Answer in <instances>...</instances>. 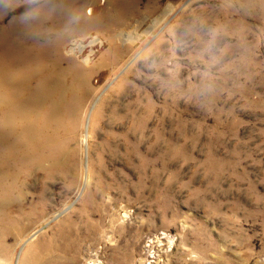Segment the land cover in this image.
Here are the masks:
<instances>
[{
  "label": "rangeland",
  "instance_id": "374dc122",
  "mask_svg": "<svg viewBox=\"0 0 264 264\" xmlns=\"http://www.w3.org/2000/svg\"><path fill=\"white\" fill-rule=\"evenodd\" d=\"M54 44L78 89L1 169L0 264H264V0H0V51Z\"/></svg>",
  "mask_w": 264,
  "mask_h": 264
},
{
  "label": "bare ground",
  "instance_id": "6f19581e",
  "mask_svg": "<svg viewBox=\"0 0 264 264\" xmlns=\"http://www.w3.org/2000/svg\"><path fill=\"white\" fill-rule=\"evenodd\" d=\"M64 58L55 44L52 50L0 51V172H11L12 164L17 165L15 173L29 162L41 163V144L55 112L67 101L65 91L78 89L73 86L76 61ZM4 178L0 173V183Z\"/></svg>",
  "mask_w": 264,
  "mask_h": 264
}]
</instances>
